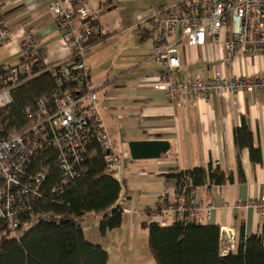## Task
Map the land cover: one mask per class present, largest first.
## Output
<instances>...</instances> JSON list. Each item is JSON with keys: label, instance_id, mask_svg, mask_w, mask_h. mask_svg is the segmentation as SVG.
<instances>
[{"label": "crops", "instance_id": "obj_1", "mask_svg": "<svg viewBox=\"0 0 264 264\" xmlns=\"http://www.w3.org/2000/svg\"><path fill=\"white\" fill-rule=\"evenodd\" d=\"M174 1L84 0L100 26L98 41L85 54L87 81L97 93L100 114L113 144V136L122 131L126 144L130 140H166L170 144L159 158L119 161L116 172L126 181L129 176L146 177L138 181L145 186L142 200L134 194L138 200L126 195L119 227L128 226V222L133 227L143 213L154 214L164 191L172 201L183 200L165 174L212 164L226 175L231 173L232 180L194 190L201 203L214 204L205 224L231 228L237 245L241 227L244 237L262 234L264 244V214L251 207L234 208L236 204L264 197V90L239 91L234 95L214 90L198 97H178L173 102L163 92L154 90L151 83L163 66L150 58L153 43L150 38L141 37L137 23L154 8ZM48 3L49 0H0V22L10 31L9 40L0 46V65L18 61L23 30L34 32L39 38L45 50L44 65L69 57V50L58 42L57 20L48 11ZM74 22L78 25L80 20ZM117 38L119 49L115 51L113 41ZM227 38L222 29L216 38L207 39L203 45L180 46V67L174 77L187 81L194 76L211 77L215 72L226 77L263 76L264 51H245L231 60L224 50ZM108 46H112L111 50L105 53ZM106 54L111 55L107 63ZM242 118L252 133L254 146L260 150L259 162H252L248 148L238 151L235 145L234 128L240 126ZM238 158L243 176L238 173ZM154 187L155 195L149 198ZM101 216L88 213L80 218L85 238L91 226L98 229ZM86 222L94 223L89 227ZM103 249L108 254L106 264H114L121 258L116 254L110 256L108 247ZM116 264L140 263H135L130 255Z\"/></svg>", "mask_w": 264, "mask_h": 264}, {"label": "built area", "instance_id": "obj_2", "mask_svg": "<svg viewBox=\"0 0 264 264\" xmlns=\"http://www.w3.org/2000/svg\"><path fill=\"white\" fill-rule=\"evenodd\" d=\"M48 11L57 20L58 42L69 50V57L44 65L45 50L39 38L23 30L19 61L0 72V110L12 104L13 90L19 85L43 71L54 74L51 92L24 108L25 127L12 131L0 117V221L12 231L19 226L20 216L43 197L41 186L49 168L57 170L60 189L87 170L92 146L103 153L106 170H117L120 161L101 117L96 91L86 76L85 54L98 41L100 26L84 0H49ZM75 19L80 20L78 25ZM137 26L153 43L150 58L163 66L151 87L163 92L170 102L214 90L233 95L264 90V75L226 77L215 72L211 77L194 76L187 81L174 77L180 67V46L203 45L222 29L228 34L224 50L231 60L245 51H264V0H176L154 8ZM9 38L10 31L0 22V46ZM40 63L43 69H37ZM242 206L263 215L264 197L234 208ZM213 209V203L203 204L193 193L172 201L164 191L155 221L160 226L182 220L206 223ZM236 247L233 230L220 227L219 254L234 253Z\"/></svg>", "mask_w": 264, "mask_h": 264}, {"label": "trees", "instance_id": "obj_3", "mask_svg": "<svg viewBox=\"0 0 264 264\" xmlns=\"http://www.w3.org/2000/svg\"><path fill=\"white\" fill-rule=\"evenodd\" d=\"M15 64L0 65V72ZM43 68L41 63L37 65V69ZM53 80L52 72L43 71L13 90L12 104L0 110V117L10 130L18 131L27 125L24 108L37 97L48 95ZM234 142L238 151L248 148L252 162L260 161V150L254 146L244 118L234 128ZM86 165L87 170L80 177L60 189L57 170L49 168L41 186L43 197L32 204L31 211L20 216L19 226L12 231L0 221V264H106L107 251L85 238L80 218L101 213L98 231L102 235L119 227L123 217L119 203L122 187L114 176L116 170H106L98 148L90 147ZM238 173L243 176L239 158ZM164 177L173 181L175 193L185 198L197 187L232 180L231 173L226 175L212 164L170 172ZM142 225L148 228V245L156 264H264L262 234L244 237L243 227L235 252L221 256L216 225L189 220L174 221L168 226L153 220Z\"/></svg>", "mask_w": 264, "mask_h": 264}, {"label": "rangeland", "instance_id": "obj_4", "mask_svg": "<svg viewBox=\"0 0 264 264\" xmlns=\"http://www.w3.org/2000/svg\"><path fill=\"white\" fill-rule=\"evenodd\" d=\"M113 42H115V46L117 47V44L120 42V40L117 38ZM111 47L112 46H108L105 53L110 52ZM118 49H119V46L115 49V51H117ZM105 59H106L105 63H107L108 60L111 59V55L106 54ZM122 135H125L123 131L113 136V139H114L113 145H114V149L116 153L119 155V160L122 161L125 159L124 162H126V160H129L130 158L129 150L127 148L128 146L125 143L124 137ZM123 168L122 170H120L121 173H123ZM132 172H135V170ZM114 176L117 177L121 183L122 190H121L120 199H119L121 204L126 203L127 194H130L131 196H133L132 194L137 195L142 200V198L144 197V193H145V186L138 181L140 180L143 181L146 177L129 176L128 180L126 181L125 179L120 177L118 172H114ZM138 190H141V191L138 193ZM151 190L152 192L149 194V198L154 197L155 195L154 194L155 187L154 189L152 188ZM133 198L138 200V198H135L134 196ZM138 205H139V202H138ZM96 216L100 217V215H96ZM156 218L157 217L155 214L151 213L148 215V214L143 213L141 217L139 218L140 220L137 223V225L130 227V224L128 222V226L124 225L119 228L117 227L115 229H112L111 232H108L107 234H104V235L100 233H96V232H99L98 229L91 226L94 222H86V226H89V227L91 226L90 230L87 231L88 238L86 239L87 240L95 239L93 241L92 240H89V241L93 243H98V244L100 243L101 245H103L102 247L104 248L108 247L110 256L111 255L115 256V254L117 256H121V258L118 259L116 262L121 261V259H125L126 256L132 255L133 261L135 263L156 264L155 260L153 259L152 252L149 250L148 228L142 225V223L145 222L144 220L151 222L153 220H156ZM91 232L93 233L92 237H91V234H92ZM96 234H97V237H96ZM125 249H128V250H125ZM109 261H112V260H109ZM116 262L114 264H116Z\"/></svg>", "mask_w": 264, "mask_h": 264}, {"label": "water", "instance_id": "obj_5", "mask_svg": "<svg viewBox=\"0 0 264 264\" xmlns=\"http://www.w3.org/2000/svg\"><path fill=\"white\" fill-rule=\"evenodd\" d=\"M132 160L156 159L169 150L166 140H130L127 144Z\"/></svg>", "mask_w": 264, "mask_h": 264}]
</instances>
